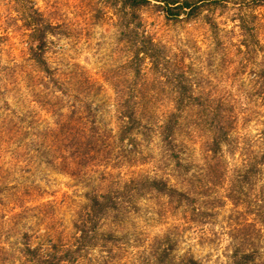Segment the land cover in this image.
<instances>
[{
	"label": "rangeland",
	"instance_id": "rangeland-1",
	"mask_svg": "<svg viewBox=\"0 0 264 264\" xmlns=\"http://www.w3.org/2000/svg\"><path fill=\"white\" fill-rule=\"evenodd\" d=\"M232 1L233 4L206 11L191 21H168L154 6L142 9L139 15L153 37L166 46L167 55L188 67V73L207 89L206 93L234 97L238 109L245 112L239 124L241 132L255 138L261 129L258 108L245 97H239V88L249 86L242 66L246 63L253 66L256 59L264 57V5L254 6L262 0ZM29 5L38 8L46 22L56 26L47 44V60L59 77L56 86L29 57L32 43L26 29ZM118 9L115 0H0V34H7L0 41V69L4 78L0 85V182L10 186L0 195V264H31L27 246L43 250L50 241H55L58 247L74 242L75 212L84 200L86 186L103 178L102 170L97 167L90 172L81 170L77 176L72 175L75 168L54 169L42 157L29 152V127L33 125L37 132L53 122L54 117L46 113V106L37 103V97L71 100L90 97L104 107V121L116 127L115 87L122 88L128 81L129 57L122 32L125 12ZM240 17L255 26L262 46L258 58L248 62L239 50L243 49ZM209 19L218 24L217 38ZM148 79L153 86L154 74L149 73ZM143 94L171 97L163 91ZM6 128L9 132H4ZM145 146L139 147L138 152H144L155 162L133 169L154 174V165L159 161L157 145L151 142ZM199 146L196 143L187 148L189 161L197 165L194 169L197 177L204 163ZM228 160L230 166L239 164L233 156H228ZM124 169L120 170L121 175ZM202 184L201 180L195 182L198 188ZM226 191L225 184L209 187L205 192L199 190L200 212L185 207L171 209L166 198L143 201L120 230L118 241L108 246L114 250L112 259L105 258L108 249L98 248L67 264H141L150 240L163 235L168 228L177 241V255L192 254L202 264H228L234 229L254 219V215L246 204L234 205L226 197ZM244 193L248 200H253L256 190L247 187ZM259 243L264 252V236Z\"/></svg>",
	"mask_w": 264,
	"mask_h": 264
},
{
	"label": "trees",
	"instance_id": "trees-1",
	"mask_svg": "<svg viewBox=\"0 0 264 264\" xmlns=\"http://www.w3.org/2000/svg\"><path fill=\"white\" fill-rule=\"evenodd\" d=\"M115 2L118 10L125 12L122 32L129 49L128 81L122 88L115 87L113 122L116 127L104 121V107L90 97L73 100L69 97H37L36 100L46 106V113L54 118L41 131L35 132L33 125L29 127V152L42 157L54 169L75 168L76 173L72 175L78 176L81 170L90 172L97 167L102 170L103 178L86 186L84 200L74 215V242L58 247L55 241H50L48 248L43 250L27 246V254L32 256L31 264L75 263L83 253L98 248L108 249L105 258L112 259L114 250L108 246L118 241L120 230L129 223V218L143 201L166 198L171 209L172 206L175 209L185 207L200 212V204L197 207L199 190L205 192L209 187L224 184L226 197L236 206L246 204L254 215V219L234 229L228 264H264V252L259 243L264 236V57L256 59L262 46L255 26H250L245 17L238 19L243 47L239 50L246 62L256 59L255 65L249 67L246 63L242 66L249 86L239 88V97H245L258 108L261 122L258 135L249 138L241 132L239 124L245 112L238 109L234 97H215L206 93L207 89L188 73V67L167 55L166 46L153 37L139 15L142 9L154 6L168 21H191L206 11L233 4V1ZM261 5H264L263 0L254 3V6ZM28 12L26 29L32 40L29 57L44 77L58 85L59 77L47 60L48 39L56 26L46 22L43 13L34 5H29ZM208 23L217 38L218 24L212 19ZM5 36L7 34H0V41ZM149 73L155 76L153 86L149 83ZM3 80L0 69V85ZM145 91H163L171 97H145ZM151 142L157 145V165L161 166L154 165V174L133 169L148 162L153 165L155 160L138 152L139 147L146 145V148ZM196 143L200 145L198 151L201 149L204 160L198 177L194 171L197 165L189 161L187 149ZM227 155L233 156L239 164L230 166ZM123 168L126 169L121 175ZM200 180L203 184L198 188L195 182ZM258 181H261L260 185ZM8 186L0 182V195L5 187L10 188ZM247 187L256 190L253 200L246 198ZM176 242L170 228L163 235L154 236L145 249L141 264H202L192 254L177 255Z\"/></svg>",
	"mask_w": 264,
	"mask_h": 264
}]
</instances>
